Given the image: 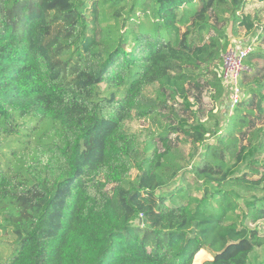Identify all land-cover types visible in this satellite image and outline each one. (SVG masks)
Masks as SVG:
<instances>
[{
    "label": "trees",
    "instance_id": "trees-1",
    "mask_svg": "<svg viewBox=\"0 0 264 264\" xmlns=\"http://www.w3.org/2000/svg\"><path fill=\"white\" fill-rule=\"evenodd\" d=\"M247 2L0 0V224L15 238L0 264H194L201 250L264 264L248 224L264 219V27ZM222 22L259 35L243 98L210 127L191 98L202 77L222 84Z\"/></svg>",
    "mask_w": 264,
    "mask_h": 264
},
{
    "label": "rangeland",
    "instance_id": "rangeland-1",
    "mask_svg": "<svg viewBox=\"0 0 264 264\" xmlns=\"http://www.w3.org/2000/svg\"><path fill=\"white\" fill-rule=\"evenodd\" d=\"M244 11L246 13L251 14L254 18H257L260 20V22H257L261 27H264V2H258L256 0H248L247 5L244 8ZM223 24L227 25L226 27L223 26V28L226 30V33L228 35L225 38H222V41L229 39L230 43L228 48L221 53V58L223 60L224 54L231 48L238 46H248L251 45L253 48L255 44L258 42V35L259 31L253 32H247L242 26L238 27V32L236 34H233V26L232 22H222ZM221 29L220 27H218ZM237 46V47H238ZM217 67H213L215 69L214 71H217L220 76L221 68L223 66V63H219ZM202 81L209 80L210 83L208 84L207 89L204 90V92L201 95V98L198 99V101L194 98H191V101L194 103L192 106L196 110L197 107H200L203 110L204 114L200 115L203 118L202 120H206L208 125L210 127H213L212 123L214 119L212 116H209V111L212 109V112L215 113V117L218 115L222 116L223 113H232V100L231 95L229 93L230 87L227 86L223 81L222 84L216 86V81L213 80V73L207 75L206 77L201 78ZM231 91V90H230ZM243 92V89H242ZM244 93V92H243ZM182 99L179 98L176 102V108L180 107L179 104L181 103ZM210 118L207 120V118ZM151 119H142V120H136L129 124V127L132 131H141L147 127L149 124V121ZM222 120V119H221ZM264 128V124H263ZM187 150L190 149L189 146L186 148ZM135 175V173H134ZM250 227L257 228L259 233L261 235H264V219L260 220L257 224H251L248 222ZM15 244V238L12 233H10L8 230L3 229V226L0 224V250L3 253V255L6 257L9 255L12 249H14ZM212 254L208 252L207 250H201L199 253H197L194 264H203L205 260H208L212 258ZM254 258L256 259L257 263L263 262L264 263V246L257 248L254 252ZM261 264V263H260Z\"/></svg>",
    "mask_w": 264,
    "mask_h": 264
},
{
    "label": "built area",
    "instance_id": "built-area-1",
    "mask_svg": "<svg viewBox=\"0 0 264 264\" xmlns=\"http://www.w3.org/2000/svg\"><path fill=\"white\" fill-rule=\"evenodd\" d=\"M237 46L231 47L224 54L223 66L219 76L222 78L223 82L230 87L232 106L238 104L244 96L239 81L242 72L247 69L243 62L244 58L247 57L253 49L251 45Z\"/></svg>",
    "mask_w": 264,
    "mask_h": 264
},
{
    "label": "crops",
    "instance_id": "crops-1",
    "mask_svg": "<svg viewBox=\"0 0 264 264\" xmlns=\"http://www.w3.org/2000/svg\"><path fill=\"white\" fill-rule=\"evenodd\" d=\"M211 259V258H210ZM204 263V262H203Z\"/></svg>",
    "mask_w": 264,
    "mask_h": 264
}]
</instances>
